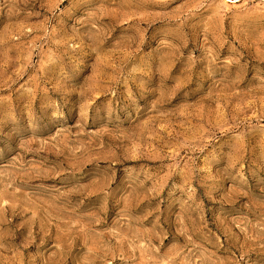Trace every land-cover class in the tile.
<instances>
[{
  "label": "rangeland",
  "instance_id": "1",
  "mask_svg": "<svg viewBox=\"0 0 264 264\" xmlns=\"http://www.w3.org/2000/svg\"><path fill=\"white\" fill-rule=\"evenodd\" d=\"M0 264H264V0H0Z\"/></svg>",
  "mask_w": 264,
  "mask_h": 264
}]
</instances>
